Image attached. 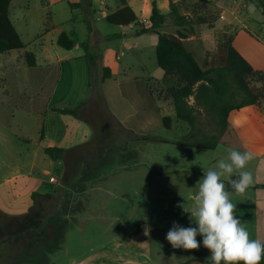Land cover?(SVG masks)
<instances>
[{"label": "rangeland", "instance_id": "obj_1", "mask_svg": "<svg viewBox=\"0 0 264 264\" xmlns=\"http://www.w3.org/2000/svg\"><path fill=\"white\" fill-rule=\"evenodd\" d=\"M108 1L110 7L120 4V0ZM154 1L163 13L169 12L168 0H133L139 27L143 18L150 17ZM174 1L180 13L193 21L194 33L185 40L201 65L213 58V64H223L221 45L231 44L234 34L245 28L242 35L252 36L254 41L245 42L246 48L256 68L264 71L262 9L247 0ZM73 2L81 0L11 2L10 16L26 48L0 54V208L5 211L0 210V226L13 215L27 213L33 203L31 195L37 192L49 196L36 200L42 201V213L49 217L48 232L51 234L54 226L57 232L47 249L36 247L29 258L5 263L210 261L202 236H197L199 249L184 250L174 249L166 235L174 222L185 228L197 227L190 213L177 205L186 201L191 205L197 182L227 155L228 148L249 150L256 156L246 169L252 172L254 183L244 194L233 193L231 199L236 204L235 215L245 222L251 238L264 241V210L258 206L264 200H258L264 197V122L257 111L253 118L236 121L232 116L227 130H221L212 115L202 112L195 131L197 139L216 142L217 147L208 150L179 145L190 126L176 118L174 109L164 102H168L165 97L171 82L158 87L146 75L160 70L156 48L148 50L147 59L132 54L122 46L123 40L117 44L109 41L126 29L101 16L104 5H95L97 20L92 27L82 20L92 19L91 11L74 12L69 4ZM178 29L183 28L168 17L162 31L176 34ZM62 32L85 43L65 50L56 43ZM111 51L124 52L122 66L132 60L134 69L131 66V72L123 75ZM26 52L35 53L37 67L27 66ZM104 59L118 71L102 84L99 67ZM190 103H195L193 98ZM76 109L94 126V137L66 152L62 160L52 159L44 152V146L52 143H44L41 134L47 129L48 136L56 137L74 130L83 121L70 123L74 116L63 111ZM164 117L173 119L171 129L164 124ZM51 176L58 183L50 182ZM225 184L231 190L227 181Z\"/></svg>", "mask_w": 264, "mask_h": 264}, {"label": "trees", "instance_id": "obj_2", "mask_svg": "<svg viewBox=\"0 0 264 264\" xmlns=\"http://www.w3.org/2000/svg\"><path fill=\"white\" fill-rule=\"evenodd\" d=\"M123 8L117 12L107 15L106 20L115 26L128 27L137 23L138 17L133 9L128 6L126 0H120ZM201 2L207 0H199ZM262 9L264 15V3L256 0H247ZM12 0H0V54L11 51L23 50L26 48L10 16V6ZM72 10L80 8V3H69ZM170 12H161L157 2H153L150 25L140 24L136 31V36L141 37L148 34L158 36L157 61L159 67L164 71V83L171 84L166 91V100L172 101L176 116L179 120L187 122L190 132L179 142V145L214 150L216 142H208L197 139L196 130L200 122L202 112L212 115L221 130L229 128V116L233 111H238L248 106H254L260 110L264 116V71L254 68V66L231 44L221 45L224 53L223 64H213L214 58L201 65L196 59V55L189 51L184 40L188 34L194 33L193 21L179 11L178 2L169 0ZM170 17L174 24L178 26L176 34L163 32L167 18ZM85 21L93 27V21ZM56 43L65 50H72L77 44V40L71 38L66 32H62ZM90 56L91 63L94 58ZM26 64L30 68L37 67L36 55L33 52L25 53ZM111 78V70L103 68V80ZM193 98L195 103L191 104ZM64 114H71L78 117L76 110H64ZM164 124L171 129L172 120L170 117L163 118ZM215 137H212V140ZM44 139V132L41 134ZM44 152L52 159H62L65 149L55 146H44ZM48 198V195H40L33 192L31 198L33 206L37 209L42 207V201L37 197ZM205 262L203 260H200ZM188 263V262H186ZM183 263V264H186ZM205 263H211L207 261ZM264 264V261H261Z\"/></svg>", "mask_w": 264, "mask_h": 264}, {"label": "clouds", "instance_id": "obj_3", "mask_svg": "<svg viewBox=\"0 0 264 264\" xmlns=\"http://www.w3.org/2000/svg\"><path fill=\"white\" fill-rule=\"evenodd\" d=\"M226 151L227 155L209 167L197 182L191 205L187 201L177 205L184 213H190L197 227L185 228L174 222L166 239L174 249L197 250L201 246L197 236H202L203 246L211 253V264H261L264 241L251 238L245 222L235 215L236 204L231 199L233 193L244 194L254 183L252 172L246 169L256 156L249 150Z\"/></svg>", "mask_w": 264, "mask_h": 264}, {"label": "crops", "instance_id": "obj_4", "mask_svg": "<svg viewBox=\"0 0 264 264\" xmlns=\"http://www.w3.org/2000/svg\"><path fill=\"white\" fill-rule=\"evenodd\" d=\"M126 1H127L128 6H130L133 9V11L135 12V14L137 15L138 21H137V23L131 24L128 27L119 26V27H122L123 29H126V30L124 32H122L121 34H118V35H115L113 37H110L109 38V41L112 40L113 42H116L115 44H117L119 41L123 40V42H124L125 45H122V46L125 49H127L128 51L133 52L132 54L141 55V58L144 57V59H147L149 57V55H150V52L148 51L149 49H154L153 50V52H154L155 51V48H156V51H157L158 36L156 34H148V35H144V36H141V37H137L136 36V31H138L139 28H140L138 26L139 25V22H140L139 21L140 18H139L138 14H137V12L135 10V7L133 5V0H126ZM135 1H138V0H135ZM108 2H109L108 0H81V2H75V3H80L81 6H80V8L75 9L74 12L75 11L76 12L77 11L80 12L82 9H84V13H85V9L88 8L89 11H91V14H92V19H88V21H90V22L93 21L94 22L93 23V26H94L95 25V22L97 20L96 19L97 10H95V5L97 7H100V8H101V6L104 5L105 9L102 12V15L101 16L104 17L105 19H106V16L107 15L113 14V13L117 12L118 10H120L121 8H123V4L121 3V1H120V4L117 3V2H115V5L113 7H110L109 4H108ZM169 12H170V7H169ZM168 13H164V14H168ZM151 14H152V10L150 11V17H151ZM81 15L83 16L82 13H81ZM150 17L148 19L143 18L142 19V22H143L142 24L150 25ZM82 20H83V23L86 22L84 18ZM135 26H136V29L135 30H133L132 32H129L128 31V29H132ZM244 29L245 28L239 29V31H237L234 34L233 45L254 66V68H256L257 65H256V63L254 61L253 55L246 48V45H247L246 43H253L254 41H253L252 36L249 37L248 35H245V36L242 35L243 32H241V31L244 30ZM46 31H48V30H46ZM68 35L71 38H74V39L77 40V44H76L77 45V48H81L83 46V44L85 43L79 37L75 36L74 34H68ZM184 44H185L186 48L189 51H191V52H193L195 54V52L191 48H189L187 46L186 40H184ZM76 45H75V47H76ZM150 46H151V48H150ZM8 53H10V52L4 53V54H8ZM111 54L112 55H115V57L114 56L113 57H114V61H115L116 65L119 66V67L122 66V63L120 62V59L124 56V52L115 53L114 51L113 52L111 51ZM79 55H80L79 57H82L83 56L82 53H79ZM156 56H157V53H156ZM113 57H112V59H113ZM130 63L133 64V61L131 60ZM157 63H158V61H157ZM131 64H126L125 66H122V73H123V75L126 76L128 72H131V70L134 69V66H132ZM131 66H132V69H131ZM92 67H93V65H92ZM104 67L110 68V70H111V78L110 79H112L115 76V73H117V71H118L117 68H114L111 65H107V63L105 62V59H104V62L103 63L101 62V66L99 67L101 69V72L102 73H103V68ZM93 69H94V67H93ZM151 73L152 74H147L146 73V75L148 76V79H150L151 81H154L158 85V87L161 86V85L162 86L165 85L164 84V71L161 68H160V70H158L156 72H151ZM104 81L105 80H103V76H102L101 83L104 84ZM88 85H89V88L92 89L91 81L89 82ZM95 94H96V90L93 88V93H92L93 96L92 97H94ZM161 100H163V99L161 98ZM169 101L170 100H168V102H166V101H164V102L168 106H171V108H173L174 111H175V107H174L172 101H170V103H169ZM255 110L257 111V114L260 115L262 121L264 122V116L260 112V110L258 108H256V107H254V106H248V107L242 108V109H240L238 111H233L230 114V116H229V123L231 124V118H232V116H236L235 117L236 118V121H238V119L253 118V115L256 114V111ZM77 111H78V109H77ZM78 114H79V112H78ZM175 114H176V112H175ZM176 118H177V116H176ZM75 119H77V118L74 117V119H71L68 122L75 123L76 121H81L82 120L83 121L82 124L78 125V127H76L74 130H70V131L66 130L64 133H61L59 136L50 137V136H48L49 135L48 134V130L45 129L44 130V141H45L44 143H46V141H49V143H52L49 146L59 147V148L65 149L66 152H68L69 150L77 149V148L83 146L84 144L90 142L93 139V137H94V133H95L94 126L91 125L90 122H88V120H84L83 118H81L80 115L78 116V120H75ZM171 120H172V123H171V127H172L174 121H173L172 118H171ZM237 125L239 126L240 123H238ZM229 128H230V125H229ZM190 129H187V132H186L185 135H187L190 132ZM262 155H263L262 157L264 158V150L262 152ZM263 198L264 197L259 198L258 200H261ZM32 205H33V203L31 202V204L29 206L31 207ZM258 206H259V208H261L262 210H264V200L259 201L258 202ZM0 210L3 211L1 208H0ZM259 211H260V209H259ZM3 212H5V211H3ZM9 212H11V211H9Z\"/></svg>", "mask_w": 264, "mask_h": 264}, {"label": "flooded vegetation", "instance_id": "obj_5", "mask_svg": "<svg viewBox=\"0 0 264 264\" xmlns=\"http://www.w3.org/2000/svg\"><path fill=\"white\" fill-rule=\"evenodd\" d=\"M42 209L32 205L27 213L13 215L0 226V261L5 263L6 260L12 262L18 258H29L33 248H48L57 231L54 226V231L51 234L48 232L49 217L42 213Z\"/></svg>", "mask_w": 264, "mask_h": 264}, {"label": "water", "instance_id": "obj_6", "mask_svg": "<svg viewBox=\"0 0 264 264\" xmlns=\"http://www.w3.org/2000/svg\"><path fill=\"white\" fill-rule=\"evenodd\" d=\"M186 264H211V263H205V262H202L200 260H193V261H190Z\"/></svg>", "mask_w": 264, "mask_h": 264}, {"label": "built area", "instance_id": "obj_7", "mask_svg": "<svg viewBox=\"0 0 264 264\" xmlns=\"http://www.w3.org/2000/svg\"><path fill=\"white\" fill-rule=\"evenodd\" d=\"M50 182H52V183H58L57 178L54 177V176H51L50 177Z\"/></svg>", "mask_w": 264, "mask_h": 264}]
</instances>
